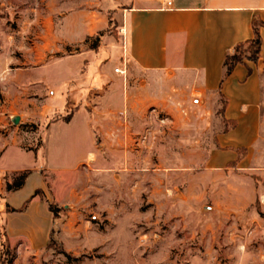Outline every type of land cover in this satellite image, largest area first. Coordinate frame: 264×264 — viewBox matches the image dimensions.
Listing matches in <instances>:
<instances>
[{
	"label": "crops",
	"instance_id": "obj_1",
	"mask_svg": "<svg viewBox=\"0 0 264 264\" xmlns=\"http://www.w3.org/2000/svg\"><path fill=\"white\" fill-rule=\"evenodd\" d=\"M170 2L130 0L105 8L108 12L73 11L63 17L58 40L73 54L51 67L59 119L47 127L41 147L8 146L0 152V228L11 244L47 241L55 226L51 204L80 205L93 180L133 179L138 149H155L158 131L170 154L176 146L188 147V132L195 148L202 146L205 132L211 133L206 180L196 177L203 186L193 190L227 195L235 204L229 212L257 201L264 210V0ZM258 22L263 23L259 61L239 64L226 77L227 56L254 38ZM11 149L33 154L35 165H2ZM148 152L142 160L154 179V150ZM203 161L185 150L163 162L186 170L187 164ZM20 173H29L24 186L9 192L7 175ZM217 177L225 186H217Z\"/></svg>",
	"mask_w": 264,
	"mask_h": 264
},
{
	"label": "rangeland",
	"instance_id": "obj_2",
	"mask_svg": "<svg viewBox=\"0 0 264 264\" xmlns=\"http://www.w3.org/2000/svg\"><path fill=\"white\" fill-rule=\"evenodd\" d=\"M129 1L0 0V152L8 146L24 151L41 147L47 127L59 119L53 85L56 74L51 67L73 54L58 40L63 17L73 11L108 12L105 8ZM43 66L50 70L43 73ZM159 118L158 123L163 124L164 119ZM204 135L202 146L195 148L188 132V147L176 146L170 154L164 147L163 131H158L155 149H138L141 160L132 170L133 179H95L90 196L80 205L51 204L57 218L49 239L41 245L11 244L5 228H0V264H264L262 202L229 212L235 204L227 195L193 190L198 184L203 186L196 177L206 180L205 162L214 148L211 133ZM57 136L50 133V141ZM140 138L146 140L147 134ZM151 150L156 162L154 179L148 178L151 166L142 160ZM183 150L194 161L201 155L204 161L189 163L186 170L163 162L167 155ZM3 162L28 168L36 159L31 153L20 155L11 149ZM85 169L89 170L88 165ZM181 171L187 176L179 174ZM21 176L7 175L6 180L14 183ZM217 178V186H225ZM102 183L109 186L101 187ZM59 190L60 197L64 196L65 185ZM25 229L30 232L32 228Z\"/></svg>",
	"mask_w": 264,
	"mask_h": 264
},
{
	"label": "trees",
	"instance_id": "obj_3",
	"mask_svg": "<svg viewBox=\"0 0 264 264\" xmlns=\"http://www.w3.org/2000/svg\"><path fill=\"white\" fill-rule=\"evenodd\" d=\"M263 26V23H256L253 26L254 29V38L245 43H241L236 46L233 54H229L225 60L224 66L226 69L225 76H229L234 68L239 64H245L246 61L258 62L261 54L262 47V38L260 34V27ZM29 173H22V176L14 181V183H9L7 185V190L17 191L21 189L28 177ZM40 192H37L39 195ZM26 206V205H25ZM51 212H53L55 219L57 218V210L50 206ZM53 239V235L51 236V240ZM66 256H69L66 252L64 253Z\"/></svg>",
	"mask_w": 264,
	"mask_h": 264
},
{
	"label": "built area",
	"instance_id": "obj_4",
	"mask_svg": "<svg viewBox=\"0 0 264 264\" xmlns=\"http://www.w3.org/2000/svg\"><path fill=\"white\" fill-rule=\"evenodd\" d=\"M165 2H167V5H168V6H171V4H172V3L170 2V0H165ZM116 72H119V70L116 69Z\"/></svg>",
	"mask_w": 264,
	"mask_h": 264
}]
</instances>
